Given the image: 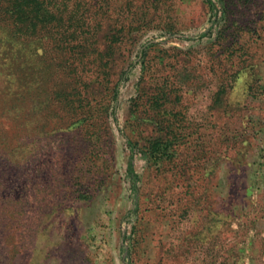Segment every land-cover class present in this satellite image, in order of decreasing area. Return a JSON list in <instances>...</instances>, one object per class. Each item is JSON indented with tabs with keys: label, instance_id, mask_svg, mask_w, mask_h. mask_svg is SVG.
<instances>
[{
	"label": "rangeland",
	"instance_id": "rangeland-1",
	"mask_svg": "<svg viewBox=\"0 0 264 264\" xmlns=\"http://www.w3.org/2000/svg\"><path fill=\"white\" fill-rule=\"evenodd\" d=\"M40 1L0 0V264H264V0Z\"/></svg>",
	"mask_w": 264,
	"mask_h": 264
},
{
	"label": "trees",
	"instance_id": "trees-1",
	"mask_svg": "<svg viewBox=\"0 0 264 264\" xmlns=\"http://www.w3.org/2000/svg\"><path fill=\"white\" fill-rule=\"evenodd\" d=\"M8 2L13 18L21 26H24L29 21L33 27H36L40 21H49L48 19L51 17L49 11H46L40 0H8ZM210 5L211 9H214V5L212 3H210ZM31 14L34 16H31ZM128 145H130L131 148L133 146L130 141H128ZM160 146L157 143L152 144L150 146L151 153L157 154ZM128 171L133 173L132 156L129 157Z\"/></svg>",
	"mask_w": 264,
	"mask_h": 264
}]
</instances>
